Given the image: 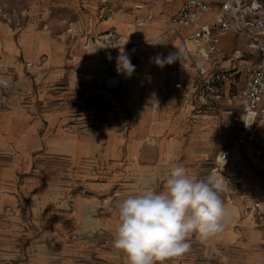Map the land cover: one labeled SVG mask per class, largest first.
<instances>
[{"label": "crops", "instance_id": "1", "mask_svg": "<svg viewBox=\"0 0 264 264\" xmlns=\"http://www.w3.org/2000/svg\"><path fill=\"white\" fill-rule=\"evenodd\" d=\"M177 7V3L146 5L134 14L119 13L96 22L93 29L98 33L109 31L104 37L110 38L115 46L93 39L92 45L78 50L72 57L65 43L54 41L48 31L37 29L33 24L21 30L17 40L6 32L13 44L5 41L0 44V62L3 63L0 79L16 81L8 91L0 87V160L5 159L10 164L0 163V212L14 210L21 194L33 195L30 189H21L20 193L13 184L18 181V165L28 166L35 152L45 150L49 155L86 166L89 175L84 179L86 183L80 184V179L74 182L78 186L62 185L63 190L58 195L73 198V211L61 209L60 212L77 219L87 204H97L100 194H105L111 201L101 204H112L113 210H118V197L136 193L140 188L139 179L151 173V167L159 159L164 157L177 162L171 159L181 155L183 141L187 139L191 142L188 159L193 157L194 143L209 140L212 134L215 139L209 142L218 150L224 146L217 119L212 115L195 117V105L187 97L195 77L193 59L202 58L196 43L188 38V30L183 37L167 33L170 17ZM133 17H138L141 23L132 24ZM133 34H136L134 39L141 37L150 43L136 45L132 55L136 61L131 62L135 71L128 75L118 70L117 57L121 53L126 55L119 49L121 40ZM185 51L192 58L184 56ZM177 52L179 55L171 63L165 62L163 67L156 63L157 58L167 61ZM141 58L146 60L141 63ZM23 61L32 63L30 73L33 76L30 78H24L26 66ZM218 64L215 68L221 69ZM72 65H79L77 71L85 76L73 73ZM88 73L120 75L123 82L115 90L93 87V93L89 94L93 113H86V116L85 112L77 110L66 122L61 112L70 105L68 97L87 82L94 85L93 75L87 76ZM177 82L182 84L180 89L174 87ZM164 84L170 88L165 93L160 90ZM128 88L132 90L128 92ZM72 103L74 108L82 109L87 101L84 106L80 99H73ZM119 108H124L127 114H122ZM188 132H191L189 138ZM169 136L172 137L169 139ZM262 158L264 154L254 157L251 162ZM234 162L249 161L237 158L229 164ZM229 164L228 171L234 180ZM93 172L106 179L102 182L93 180ZM244 182L246 189L232 188L229 193L232 195H227L230 199L227 205L234 210V215L225 230L208 240L195 235L198 246L220 259V263L264 264V186L251 179ZM6 183L12 185H2ZM82 186L86 189L85 194L79 192ZM85 195L91 200L88 201ZM256 202L261 206V218L254 210ZM11 217L13 222L18 219L14 213ZM109 222L114 223L115 218Z\"/></svg>", "mask_w": 264, "mask_h": 264}, {"label": "rangeland", "instance_id": "2", "mask_svg": "<svg viewBox=\"0 0 264 264\" xmlns=\"http://www.w3.org/2000/svg\"><path fill=\"white\" fill-rule=\"evenodd\" d=\"M152 1L0 0V44H3V41L6 44H13L12 39L6 35L7 31L13 34L17 40L19 32L33 24L37 29L48 31L54 41L65 43L70 57L77 54L78 50H83L85 46L92 45L93 39L115 46L111 43L110 38L104 37L109 31L98 33L93 29L96 22L99 23L119 13L134 14L137 10L136 4L149 5L153 3ZM249 1L254 2V0ZM257 3L261 4V9L264 12V0H259ZM137 21L138 17L135 19L133 17L131 23L135 25ZM135 36L136 34H133L122 39L121 46H119V49H122L133 63L136 61L132 56L136 50L133 40ZM221 50L223 57L219 60L218 66L232 74L228 75L223 83V87L229 92L221 99V105L227 106L231 104L230 102L235 103L236 94L243 89L251 70L252 58L248 54L247 39L243 35H233L232 33L226 35L222 39ZM86 58L84 57V59ZM145 60L141 58V63ZM23 63L26 66V62L23 61ZM177 65L181 68V63ZM31 68L32 66L24 68V78L33 76L30 73ZM70 70L73 73H83L75 70L73 65ZM93 87L97 86L87 82L82 89H78L77 93L72 95L73 98L68 97L70 105L67 106V109L63 108L61 112L66 118V122H68V118L72 117L70 115L75 114L77 110H82L85 114L93 113V109H90L92 104L89 97L91 96L89 94L93 93ZM131 90V88L127 89L128 92ZM73 99H80L85 103L87 101L86 106L82 109L74 108ZM133 121L132 118L131 123ZM190 133H187V138L190 137ZM171 137L169 136V139ZM208 139H215L214 134L210 135ZM209 140H202L198 144L197 141L194 143L191 150L192 159H188L190 157L187 154L191 142L189 139L183 141L181 155L171 159L177 162H170L164 157L156 161L150 169L151 173H147L146 177L139 179L140 188L138 191L144 188L162 190L169 169L175 164L184 166L190 171L189 175L195 176L197 179L210 176V169L216 163L218 147L210 143ZM154 141L156 142V139ZM0 161L2 165H10L5 162V159ZM229 165L234 173L232 188L246 189L247 185L244 180L247 179L257 181L264 186V182L255 177L256 172H264V158L261 161L234 162ZM17 173L18 181L13 185L19 191L30 189V194L33 195L26 197L21 194L20 202L15 205L14 210L0 212V264H127L125 254L113 247L114 233L118 224V210H113L112 204L105 206L101 204L107 201L108 204L111 202L107 198L108 196L100 194V200H96L97 204H87L77 219L60 212L61 209L71 212L75 205L71 196L65 198L62 195L58 196L63 190L64 186L62 185L76 184L74 182L80 179L82 182L80 184L84 185L87 181L84 179L89 178L86 166L81 163H70L65 158L49 155L45 150H42L33 154V160L28 166L24 163L19 164ZM105 179L106 177L101 174L96 176L93 172V180L102 182ZM230 189L221 193V198L226 204L229 202L226 198L231 193ZM79 192L85 194V187L82 186ZM85 197L88 201L91 200L89 195H85ZM126 197L125 195L122 198L118 197L117 204ZM13 213L18 218L16 223L11 219ZM113 217L115 222L110 223L109 220ZM195 235L196 233H193L189 238L191 247L186 254L169 259L165 264H224L220 263V259L217 257L202 250L195 242Z\"/></svg>", "mask_w": 264, "mask_h": 264}, {"label": "built area", "instance_id": "3", "mask_svg": "<svg viewBox=\"0 0 264 264\" xmlns=\"http://www.w3.org/2000/svg\"><path fill=\"white\" fill-rule=\"evenodd\" d=\"M152 2L149 5L177 3L178 7L170 17L167 33L183 37L185 30H188V38L198 46L202 59L197 61L193 59L195 77L193 89L187 92V97L195 105V117L212 115L218 121L221 128L219 134L224 146L218 150L216 163L211 167L210 173L217 179L223 177L227 184L225 191H229L233 185V178L228 171V164L237 158L251 162L254 157H261L264 154V12L261 4L257 3L259 0ZM146 5L148 4L138 3L136 9L142 10ZM138 23H141L139 19ZM230 32L243 35L247 39L252 66L243 89L235 96V103L230 102L231 104L222 106L221 99L229 92L223 87V83L227 76L232 74L226 69H216L215 66L223 57L221 40ZM142 43L150 42L141 37L134 39L135 45ZM183 54L191 57L188 51ZM31 65V62L26 63V66ZM2 67L3 63L0 62V68ZM74 68L79 70V65ZM1 79L8 81V86L0 85L7 91L15 82ZM93 81L99 88L115 90L121 87L123 78L112 73H97L93 75ZM174 87L180 89L182 84L177 82ZM169 89L167 84L160 87L163 93ZM118 111L127 114L124 108H119ZM255 177L264 182V172H256ZM254 210L261 218L263 213L259 202L254 204Z\"/></svg>", "mask_w": 264, "mask_h": 264}, {"label": "clouds", "instance_id": "4", "mask_svg": "<svg viewBox=\"0 0 264 264\" xmlns=\"http://www.w3.org/2000/svg\"><path fill=\"white\" fill-rule=\"evenodd\" d=\"M178 55H170L167 61L157 58L156 63L163 67ZM117 68L128 75L135 71L123 53L117 57ZM0 85L8 86V81L0 79ZM226 188L223 177L197 179L184 166L173 165L162 190L144 188L117 205L113 247L125 254L127 264H165L183 256L190 250L193 233L208 240L231 222L234 210L221 198Z\"/></svg>", "mask_w": 264, "mask_h": 264}]
</instances>
